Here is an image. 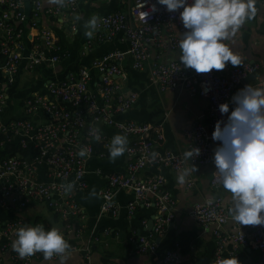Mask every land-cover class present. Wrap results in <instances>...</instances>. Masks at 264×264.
<instances>
[{
    "label": "built area",
    "instance_id": "built-area-1",
    "mask_svg": "<svg viewBox=\"0 0 264 264\" xmlns=\"http://www.w3.org/2000/svg\"><path fill=\"white\" fill-rule=\"evenodd\" d=\"M31 1V13L27 17L24 0H0V152H3L0 155V212L6 216L0 219L1 251L12 250L16 230L26 222L24 215L30 209H37L39 204L62 222L67 234L81 239L84 228L78 222L86 220V212L76 195L88 189L89 160L92 157L109 159L111 142L103 128H113L130 141L125 152L128 161L123 171L103 174L106 186L101 192V214L112 218L118 215L114 197L120 191L133 196L127 206L130 217L137 206L152 205L156 211L152 231L143 236L133 235L137 238V253L151 257L155 264H181L178 243L161 255L158 253L156 238L174 220L176 201L165 190L164 180L155 170L164 166L179 173L187 166H210L213 146L220 144L212 139L215 124L227 119V114L221 115L219 105L228 103L230 107L232 93L237 88L263 87L264 83L242 82L258 72L264 75V67L240 61L241 65H231L224 71L197 73L176 59L153 61L157 53L179 50L182 33L186 31L179 18L182 9L169 12L165 6L157 5L158 11L151 13L147 4L142 5L143 0H123L124 11L100 16L95 32L99 43L111 42L122 35L128 49L110 51L61 79L50 80L43 93H29L21 98L16 106L18 114L3 121L18 78H31L39 69L54 67L66 56L53 31L40 24L44 9L54 19L74 21L83 0H65L64 7L50 5L48 0ZM258 1L264 7V0ZM143 12H150L146 19ZM70 30H76L75 23ZM29 32H34V36L28 37ZM126 57L130 58L133 70H147L149 86L160 93L181 91L208 101L204 120L194 122L183 134L185 151L200 150V155L192 161H185L183 153L155 152L151 136L158 130L154 126L118 119L135 106L138 97L113 81L115 76L122 75L120 64ZM82 148L88 153L86 157L77 155ZM153 152L158 154L155 160L151 158ZM68 183L73 184V189L65 193L64 186ZM193 187V182L186 185L187 190ZM222 189L216 169L210 190ZM187 217L204 229L212 228L214 251L209 264L232 256L238 259L249 248L259 255L251 264H264V225L234 222L223 195L193 204ZM227 224L229 229H225ZM104 235L109 236V231ZM98 241L93 236L82 250L83 264H93L90 245ZM77 251H81L77 245L69 249V253ZM13 252L8 264H57L59 261L57 256L45 260L42 253L21 259Z\"/></svg>",
    "mask_w": 264,
    "mask_h": 264
},
{
    "label": "crops",
    "instance_id": "crops-1",
    "mask_svg": "<svg viewBox=\"0 0 264 264\" xmlns=\"http://www.w3.org/2000/svg\"><path fill=\"white\" fill-rule=\"evenodd\" d=\"M256 8V16L246 21L226 43L240 57V61L264 67V7L258 0H256ZM117 10L124 11L123 0H83L74 21H61L52 18L45 8L40 24L53 31L66 56L58 65L41 68L31 78H18L16 86L12 89L11 104L8 105L2 120L8 121L11 117L16 116L18 114L16 106L19 100L29 93H43L45 84L50 80L61 79L77 67L88 65L92 60L101 57L108 51H126L128 45L122 35H117L111 42L105 43H99L96 40V32L91 37L85 35L84 24L92 16L100 17ZM76 17L80 19L77 20ZM72 23H75V31L70 30ZM33 33L29 32L28 37L34 36ZM178 56L179 50L176 52L166 51L157 53L152 60L156 62L170 59L179 60ZM230 66L229 63L225 68ZM120 69L122 75L115 76L113 81L119 84L123 90L137 93L138 97L135 106L126 114L119 116L118 119L133 120L154 126L158 130L157 134L154 132L151 136L155 152L184 153L187 144L183 134L194 122L204 120L208 101L191 97L181 91L160 93L155 87L149 86L147 70L140 72L131 68L129 57L121 62ZM262 83H264V75L262 72H258L256 78L249 84L261 85ZM239 90L240 88H237L232 93L231 101ZM231 101L230 111L234 107ZM103 132L110 142L118 134L113 128H103ZM158 136L161 138L159 139ZM218 146V143L213 146L211 165L208 167L191 166L196 170L187 177L183 184L177 181L179 173L164 166L155 170L163 178L165 190L169 191L176 201L174 220L168 225L165 232L156 238L158 253L161 255L173 244L178 243L181 248V264H209L214 251L212 228L204 229L187 217V212L192 205L202 203L215 195H223L229 208L233 205L231 193L224 188L218 192L210 190V180L216 170L214 152ZM127 161L126 153L114 162L110 159L101 160L97 157H92L89 160L86 177L88 189L76 195L78 203L86 212V220L78 222V225L84 228L81 239L76 240L73 234H67L62 222L51 213L44 218L40 214L29 216V211L24 215L27 226H35L39 223L46 230L58 227L64 233L70 246L77 245L80 248L81 251L69 253L66 264H83L85 255L82 250L88 246L93 236L99 239L98 242H93L90 245L93 264H106L110 261L119 264H155L151 257L137 253V238H133V235L138 237L149 233L147 226L156 215L152 205L137 206L133 216L130 217L127 214V206L132 202L133 196L130 192L120 191L114 197V202L119 208L118 215L112 218L101 214L103 204L101 192L106 186L103 174L123 171ZM189 182L194 183L191 190L186 189ZM229 227L230 225L227 224L225 229H229ZM105 231H109L110 235L105 236ZM13 253L12 250L3 252L0 249V264H8ZM258 256L257 252L249 248L243 254L241 252L238 260L240 264H251L258 259ZM57 264H60V260Z\"/></svg>",
    "mask_w": 264,
    "mask_h": 264
},
{
    "label": "clouds",
    "instance_id": "clouds-1",
    "mask_svg": "<svg viewBox=\"0 0 264 264\" xmlns=\"http://www.w3.org/2000/svg\"><path fill=\"white\" fill-rule=\"evenodd\" d=\"M50 5L64 7L65 0H48ZM150 12L158 11L157 5L166 7L169 12L180 11L185 32L179 42V61L185 68L197 73L223 70L230 63L241 65L240 57L226 43L246 23L256 16V0H143ZM150 12H143L144 17ZM79 20V17H76ZM98 16H92L84 24L85 35L91 37L98 25ZM219 105L226 120H218L212 139L220 144L214 152V163L223 188L231 193L233 205L229 214L240 225H264V87L246 86L240 89L231 101ZM128 138L116 134L108 149L109 159L115 161L128 147ZM79 157L88 155L85 149L77 152ZM157 153H152L155 160ZM200 155L198 148L183 153L185 161ZM194 167L183 168L177 181L186 182L195 172ZM73 184L64 186L70 193ZM211 203V201H209ZM70 244L58 227L48 230L41 224L23 226L16 230L12 250L21 259L42 253L45 260L59 257L60 264L69 258ZM217 264H240L236 256L223 258Z\"/></svg>",
    "mask_w": 264,
    "mask_h": 264
},
{
    "label": "water",
    "instance_id": "water-1",
    "mask_svg": "<svg viewBox=\"0 0 264 264\" xmlns=\"http://www.w3.org/2000/svg\"><path fill=\"white\" fill-rule=\"evenodd\" d=\"M25 1V5H24V12H25V15L27 17L30 16V13H31V0H24ZM256 78V75H250L248 76L245 80H243V84H248L250 83L251 81H253L254 79ZM152 228H153V220H151L147 226V231L150 233L152 231Z\"/></svg>",
    "mask_w": 264,
    "mask_h": 264
},
{
    "label": "rangeland",
    "instance_id": "rangeland-1",
    "mask_svg": "<svg viewBox=\"0 0 264 264\" xmlns=\"http://www.w3.org/2000/svg\"><path fill=\"white\" fill-rule=\"evenodd\" d=\"M28 211H29L28 212V215L29 216H34L36 214H38V215L40 214V216H42L43 218L46 217V216H49V214H50V212L48 211V209H46L44 207V205H40V204L37 206V209L36 210L30 209ZM23 214H24V212H23Z\"/></svg>",
    "mask_w": 264,
    "mask_h": 264
},
{
    "label": "trees",
    "instance_id": "trees-1",
    "mask_svg": "<svg viewBox=\"0 0 264 264\" xmlns=\"http://www.w3.org/2000/svg\"><path fill=\"white\" fill-rule=\"evenodd\" d=\"M24 28V27H23ZM108 52H110V51H108ZM108 52H106V53H104V55L105 54H107ZM103 56V55H102ZM10 149V148H9ZM13 151H15V150H13ZM1 153H3V152H0V155H1ZM4 217H6L4 214H3V212H0V219H2V218H4ZM24 226H27V222H24ZM98 236V235H97Z\"/></svg>",
    "mask_w": 264,
    "mask_h": 264
}]
</instances>
